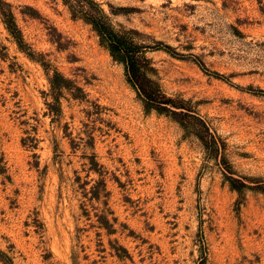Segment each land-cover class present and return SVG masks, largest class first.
<instances>
[{"label": "rangeland", "instance_id": "1", "mask_svg": "<svg viewBox=\"0 0 264 264\" xmlns=\"http://www.w3.org/2000/svg\"><path fill=\"white\" fill-rule=\"evenodd\" d=\"M94 1L154 99L75 0H0V264H264V0Z\"/></svg>", "mask_w": 264, "mask_h": 264}, {"label": "trees", "instance_id": "2", "mask_svg": "<svg viewBox=\"0 0 264 264\" xmlns=\"http://www.w3.org/2000/svg\"><path fill=\"white\" fill-rule=\"evenodd\" d=\"M79 3L83 18L92 24L93 28L98 33L101 42L107 47L115 59L124 63L128 76L140 90L143 97L147 100H153V93L144 86L141 81L139 72L140 68L136 57V49L133 48V42L126 38L123 34L116 31L107 21L106 15L102 8L94 0H75ZM87 7L86 10H83ZM84 11V12H83ZM4 21L7 28L16 36L17 27L12 14H6ZM4 17V16H3Z\"/></svg>", "mask_w": 264, "mask_h": 264}]
</instances>
